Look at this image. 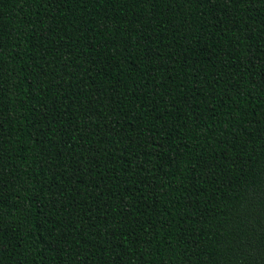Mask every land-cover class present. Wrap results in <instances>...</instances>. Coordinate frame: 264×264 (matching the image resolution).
Returning a JSON list of instances; mask_svg holds the SVG:
<instances>
[{"label":"trees","instance_id":"obj_1","mask_svg":"<svg viewBox=\"0 0 264 264\" xmlns=\"http://www.w3.org/2000/svg\"><path fill=\"white\" fill-rule=\"evenodd\" d=\"M0 264H264V0H0Z\"/></svg>","mask_w":264,"mask_h":264}]
</instances>
